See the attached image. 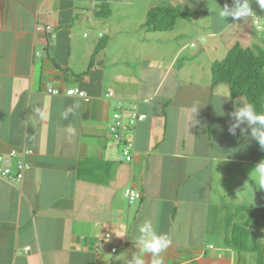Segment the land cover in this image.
I'll use <instances>...</instances> for the list:
<instances>
[{
    "label": "crops",
    "instance_id": "1",
    "mask_svg": "<svg viewBox=\"0 0 264 264\" xmlns=\"http://www.w3.org/2000/svg\"><path fill=\"white\" fill-rule=\"evenodd\" d=\"M162 1L111 0L103 19L91 1L0 0V154L33 151L20 184L0 178V264H128L145 221L172 241L163 264L241 263L208 212L223 203V188L212 192L229 188L230 174L243 168L253 183L255 163L228 140V114L246 99L212 85L211 65L236 43L264 51V33L253 29L256 16L224 21L220 8L214 14L194 0H168L198 12L188 25L147 32L146 13ZM69 88L90 100L66 96ZM118 102L146 116L132 163L118 160L108 134ZM127 187L141 199L128 204Z\"/></svg>",
    "mask_w": 264,
    "mask_h": 264
},
{
    "label": "trees",
    "instance_id": "2",
    "mask_svg": "<svg viewBox=\"0 0 264 264\" xmlns=\"http://www.w3.org/2000/svg\"><path fill=\"white\" fill-rule=\"evenodd\" d=\"M99 4L96 12L97 18L106 19L110 15L109 1L111 0H84ZM198 12L173 7L168 0H163L159 5L150 8L146 13L144 29L147 32H166L173 30L179 19H190ZM212 85H225L229 89L231 98L244 97L247 102L253 103L258 112H264V51L244 48L236 43L220 61L211 65ZM243 151L254 163L264 159V150L252 139L251 143L242 142ZM264 224V206L258 208L250 225ZM233 227L232 236L225 238L228 248L241 252L260 251L255 237L236 225ZM231 239V241H229ZM236 240L237 242H235ZM246 241V245H244ZM231 242V243H230ZM236 243V244H234ZM249 244V245H248ZM236 247V248H235ZM262 250V249H261Z\"/></svg>",
    "mask_w": 264,
    "mask_h": 264
},
{
    "label": "rangeland",
    "instance_id": "3",
    "mask_svg": "<svg viewBox=\"0 0 264 264\" xmlns=\"http://www.w3.org/2000/svg\"><path fill=\"white\" fill-rule=\"evenodd\" d=\"M202 1H204V5H202L204 7V10H208V11L212 10L214 14L217 13L219 8L222 9L227 2H229V3L232 2V0H194V3L200 2V4H201ZM191 2H192V0L186 4L181 3V4H179V6H187V5H190ZM207 5H209V7H207ZM260 13L261 12H256L254 16H256L259 23L262 26H264V15H259ZM185 25H188V22L185 21V19H179L177 27L179 28V27H183ZM252 26H253V29L255 31L256 25L253 24V22H252ZM263 33H264V29L261 31L260 35H258V33H256V34L260 38L263 35ZM224 89L226 91H228V93H229V89L227 86H225ZM229 96H230V93H229ZM230 98H231V96H230ZM245 135H246L245 140L247 142L250 141L251 137H250V135H248V133L246 131H245ZM244 136H242V138H245ZM228 140L231 143L235 142L232 148H234L236 152L240 151L241 148L243 151V147H241L242 143L239 141L238 135L233 136L230 134L228 137ZM256 164L257 163L253 164L254 167ZM243 171L245 173H247V170L245 171V169H243V168L238 171L237 178L239 180L235 177V174H232V175L230 174L231 178L229 179L230 182L228 185L230 189L225 187L226 182L223 183L222 186H220V185L215 186V188L212 192V196L213 197L218 196L220 193V190L223 188V195L221 196V194H220V196L223 199L224 198L225 199L223 200L222 204L215 205L208 212L209 219H211V228H213V229L215 228V230L220 229V230L225 231L223 233L224 244H225V238L226 237L230 238V236L233 235L232 231H234V229H233V227H230V224H232L233 226L236 225L237 227H239L240 231H244L248 234L251 233L255 237V239L259 242L258 245L262 250L261 249H260V251H254L253 250V251H249V252L238 251L239 252L238 257H239L240 262H241L240 264H242V261L243 262L246 261V264H256L257 259L260 260L261 264H264V224H260V225L253 226V227L250 225V222L253 219L254 215L257 213L258 208H261L262 206H264V189H260V186L257 183V177L254 174L252 175V180H253L252 182L253 183L246 181V179H244V177L241 175V172H243ZM232 177H233V179H232ZM235 178L237 180H234ZM222 198H221V200H222ZM219 212L222 214L220 215ZM217 219H220V221H218ZM249 236L252 237L250 234H249ZM216 238H217V236H215V239ZM229 241H231V239ZM234 241L237 242L236 240H234ZM234 244H236V243H234ZM244 245H246V241H245ZM225 246H226V244H225Z\"/></svg>",
    "mask_w": 264,
    "mask_h": 264
},
{
    "label": "clouds",
    "instance_id": "4",
    "mask_svg": "<svg viewBox=\"0 0 264 264\" xmlns=\"http://www.w3.org/2000/svg\"><path fill=\"white\" fill-rule=\"evenodd\" d=\"M261 9H264V0H255ZM219 16L224 21L226 18H231L233 21H241L247 17L254 16L250 6V0H232V5L225 6L220 9ZM239 106L234 108V111L229 113V117L234 121L229 127V134L235 136L237 129L241 132H247L251 139H253L264 150V112H258L253 103L243 100L239 101ZM79 106V105H77ZM198 107L193 108V113L197 112ZM67 109L61 113L63 119H67ZM224 115V114H223ZM194 123H197L193 119ZM244 126V127H242ZM69 136L76 134V129L69 124L66 129ZM257 177V183L260 189H264V159L260 160L254 167L253 171ZM139 235L136 237V245L139 249L134 253L128 264H146L145 254H150V259L147 264H163L161 253L167 250L172 241L168 234L158 233L150 221H145L138 227ZM120 237H123L121 235Z\"/></svg>",
    "mask_w": 264,
    "mask_h": 264
},
{
    "label": "built area",
    "instance_id": "5",
    "mask_svg": "<svg viewBox=\"0 0 264 264\" xmlns=\"http://www.w3.org/2000/svg\"><path fill=\"white\" fill-rule=\"evenodd\" d=\"M252 22L256 25V33L260 35L264 26L259 23L256 17L252 19ZM40 30L50 31L51 27L47 25L40 28ZM191 46H194V44H191ZM46 93L51 96L60 95L59 89L52 85L46 87ZM64 94L66 96L80 97L85 102L90 100L85 91L77 88L66 89ZM105 96L112 98L113 92L109 91ZM117 107L118 110L112 115V122L108 127V134L111 140L119 146L118 160L124 163H132L136 152L134 131L136 126L144 121L146 116L138 112L136 107H131L129 110H126L123 102H118ZM124 112L127 114H124ZM32 154L33 151L30 149H22L21 151L12 149L7 154H0V178L7 180L10 184H20L26 170L29 168V164L25 158ZM124 196L130 205L141 199V193L131 187H127L124 190ZM207 248L212 249L213 246L208 245ZM115 250V248H111L112 252H115Z\"/></svg>",
    "mask_w": 264,
    "mask_h": 264
}]
</instances>
